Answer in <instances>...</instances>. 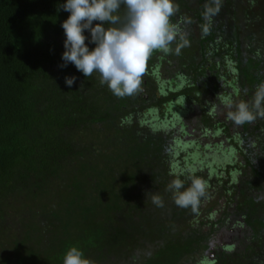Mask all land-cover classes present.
<instances>
[{
  "label": "trees",
  "instance_id": "16d2710c",
  "mask_svg": "<svg viewBox=\"0 0 264 264\" xmlns=\"http://www.w3.org/2000/svg\"><path fill=\"white\" fill-rule=\"evenodd\" d=\"M64 3L0 0V264H63L72 246L92 264H264V216L256 217L257 207L225 213L216 203L202 210L216 192L234 203L233 177H224L228 165L217 161L221 149L209 161L199 158L218 144L201 148L175 134L178 124L186 126L184 114L196 112L211 134L245 151L247 165L264 180V119L225 134L215 109L241 93L250 101L264 82V0H222L207 34L203 13L210 0H174L179 10L171 23L189 46L177 55L178 36L170 51H154L142 90L124 98L102 86L98 73L84 77L72 63L60 67L61 25L70 15L59 8ZM66 76L77 78L71 88ZM189 176L206 182L195 212L178 207L166 191L175 178L187 188ZM152 194L163 198V207L152 203ZM250 199L264 208L263 199ZM223 217L230 243L216 235Z\"/></svg>",
  "mask_w": 264,
  "mask_h": 264
},
{
  "label": "clouds",
  "instance_id": "9594fccd",
  "mask_svg": "<svg viewBox=\"0 0 264 264\" xmlns=\"http://www.w3.org/2000/svg\"><path fill=\"white\" fill-rule=\"evenodd\" d=\"M121 5L126 8L123 17L116 14ZM221 7L222 0H210L205 4V34ZM59 8L70 13L61 25L66 39L62 54L64 63L60 67L72 63L84 77L98 73L100 84L107 85L117 98L134 96L142 90V78L154 51H170V45L178 36L182 43L175 49L177 55L183 47L189 46L180 27L171 23V17L179 10L174 0H66ZM106 23L118 26L106 28ZM185 23L192 21L186 17ZM86 30L91 37L89 43L95 44L91 50L85 43L88 40L84 34ZM76 79L66 76L65 83L71 88ZM226 107L229 110L225 118L236 125L264 119V82L256 86L250 101L229 102ZM188 179L187 188L184 180L175 178L166 191L172 193L178 207H190L195 212L205 196L206 182L192 176ZM150 193H146L147 198ZM151 201L157 207L164 206L159 194H152ZM63 264H92V261L84 257L82 250L72 246Z\"/></svg>",
  "mask_w": 264,
  "mask_h": 264
},
{
  "label": "flooded vegetation",
  "instance_id": "af4514ba",
  "mask_svg": "<svg viewBox=\"0 0 264 264\" xmlns=\"http://www.w3.org/2000/svg\"><path fill=\"white\" fill-rule=\"evenodd\" d=\"M224 90H227V89H224ZM169 93H173V91H171ZM219 95H220V93H219ZM173 98H174L173 101L177 104L179 102H176V101L180 100V98H182V97L179 96V94H178V95H176ZM234 98L236 99V95L234 96ZM168 102H172V100H170ZM229 102H230V100L229 101L218 102L217 104H215V109L219 110V111H217V115L219 116V118L221 116L224 117L226 115V112L229 110L226 107V105ZM183 106L184 105H180L178 107L181 108ZM178 107L175 106L176 111L179 109ZM220 107L222 108L221 110L219 109ZM158 114H160V112H158ZM165 114H167V113H165ZM165 114L161 115V116L162 117H166V118H170V116L165 115ZM184 115L187 117V120L185 121L186 126H184L183 129H182L181 126L180 127L178 126L180 124L177 123L178 125H177L176 129H178V130H176V133H175V134H178L180 141H182V142H188V141L197 142L198 141L197 143L200 144V142L205 143L206 141H209V139H210L213 143H216V144L222 142L221 140H223V139L220 138V137H217L214 132H213V134H211L212 132H211L210 128L206 127L205 124H203L199 119L196 120V123L194 121H192V125H191L190 118L188 119V116H187L188 114H184ZM182 116H183V114H182ZM154 122H156V120ZM236 126H233V127L230 128V131H231L230 134L234 133V135H236L237 131H241V129H242L241 125L237 126L238 129L234 128ZM168 129L172 130V129H175V128L171 127V128H168ZM182 133H184V134H182ZM241 142L242 141H237L236 142V145L238 146V148L241 147V145H242ZM201 146L203 147L202 144H201ZM226 147H223V149L220 150V152H219V161H225L226 158H228V154L229 153H234L235 157H234V160L231 161V163L228 164V166L226 168H221L220 173H222L224 177L226 175L227 179L230 178V177H233V181L229 185V187L232 186V185H234V186H233V188L231 187V189L228 191V194H229V196H231V194H233V193H235V194L233 196L234 203H232L231 206L227 205L226 200L224 198H223V202L220 203V204L222 206V209L225 211V213L236 212L238 207L244 213L246 210H248V208H250V206L248 204V199H249V197L253 196V194H252L254 192L253 187L256 186L255 192L261 193L263 190L261 192L258 190V188L262 189V185L260 186L259 183L262 182L264 184V180L263 179L262 180L258 179V175L256 173L252 172L251 165H247V161H246L247 159H245V157H244V154L246 155L245 151L242 152L241 149L238 150L234 146H227V144H226ZM196 148L198 150L200 148V146H197ZM224 153H226V154L223 155ZM252 156H253L252 152L250 154H248V156H247L250 159L249 163H251V164H252V161L254 160L252 158ZM209 160L210 159H204L203 161H209ZM256 160L257 159H255V161ZM261 164H262L261 166L264 169V159L261 161ZM250 173L254 174L255 176L254 175L253 176L250 175ZM263 173L264 172H261V174L264 177ZM261 174L259 172V175H261ZM249 176H250V178H252V181H249L247 179ZM248 184H250L252 187H250V185H248ZM243 192H245V193H243ZM254 199L257 201V203H259V201L262 200V199L264 200V192H262L257 197H254ZM223 210H220L221 211L220 214L223 213ZM223 219L225 221V217H223ZM226 221H227V223L229 222L228 218H227ZM228 225L230 226V223H228ZM222 237L223 236H221V235L218 236V240L219 241L222 240Z\"/></svg>",
  "mask_w": 264,
  "mask_h": 264
},
{
  "label": "rangeland",
  "instance_id": "374dc122",
  "mask_svg": "<svg viewBox=\"0 0 264 264\" xmlns=\"http://www.w3.org/2000/svg\"><path fill=\"white\" fill-rule=\"evenodd\" d=\"M192 4L193 5H195L196 3L195 2H192ZM124 8V12H125V6L123 7ZM194 31V33L196 32V30H193ZM186 57H188V54H186L185 55ZM220 86L221 85H223V89H227V90H229V87L228 88H226V86L223 84V82L221 83V84H219ZM220 93H222V91L220 92ZM241 96H242V93H241V95H237L236 96V99L234 98V97H232L231 96V99H230V102H238V101H242L241 100ZM246 98V97H245ZM220 110L222 109L221 107L219 108ZM219 111V110H218ZM188 119L190 118V122H191V125H192V121H194L195 123H196V120H197V116H198V114L196 113V112H191V113H188ZM220 119L222 120L221 121V124L223 125V127H224V130H223V132L225 133V130H226V128H228V130H229V128H231V127H233V126H236V124L234 123V122H231V121H229V120H227L225 117H220ZM227 123V124H226ZM238 126V125H237ZM237 126L236 127H234V128H237ZM222 127V126H221ZM238 129V128H237ZM226 134V133H225ZM196 136V135H195ZM187 139V138H186ZM207 139V138H206ZM221 140V139H220ZM198 142V141H197ZM200 144H202L203 146H205V145H207V144H211V145H213V142L209 139V141H206L205 143H203V142H200ZM210 145V146H211ZM228 146V145H227ZM223 147H226V144L222 141L221 143H218V146L217 147H215V148H213V149H210V148H208L209 150H206L205 149V152L202 154V155H200L199 156V158H201L202 156H203V158L204 159H209L208 157H211L212 155H211V153L213 152V151H217L218 149H223ZM203 148V147H202ZM201 148H199L198 150H200ZM210 153V154H206V153ZM217 154H219V152L217 153ZM226 153H224L223 155H225ZM234 157H235V155H234V153H229L228 154V158H226V160L225 161H220V163L219 164H225V165H228V164H230L231 163V161H233L234 160ZM217 161H219V157H217ZM199 165V164H198ZM197 165V166H198ZM200 165H202L201 163H200ZM223 167H225V166H223ZM211 172H213L212 174H214L215 173V175L218 177L219 176V174H218V172H214L213 170L211 171ZM250 175H252L253 176V174L252 173H250ZM249 181H252V178H250V176L247 178ZM260 184V186L262 185V189H259L258 188V190L261 192L262 190V192H264V184L261 182V183H259ZM248 185H250V184H248ZM250 187H252L251 185H250ZM249 187V188H250ZM218 189H219V191H220V188L219 187H217ZM255 189H256V186L255 187H253V190H254V192L252 193L253 194V196H251V197H249V199L250 198H254V197H257L258 195H260L261 193H257V192H255ZM232 195V194H231ZM251 200V199H250ZM223 202V198H222V196H221V194L219 193V192H216V193H214L213 195H211V196H209V198H208V200L207 201H205L204 203H203V206H202V210H203V212H206V211H208V209L210 208H212L216 203H222ZM248 204H249V206L251 207V209H253L254 211H255V209H256V207H257V209H256V211H255V215H256V217H261V216H264V208H258V206H256L255 204L254 205H252L249 201H248ZM252 210V211H253ZM202 215H203V218H205L207 215H208V213H206V214H203L202 213ZM227 224V222H225V221H223L222 223H221V226H219L218 227V229H217V231H216V235L217 236H223V240H225L224 242H231L230 240H231V238L232 237H228L229 236V234L230 233H228V232H226V230L225 229H223V228H225L224 226H227L226 225ZM223 231V232H222ZM225 233V234H224ZM118 264H120V263H118Z\"/></svg>",
  "mask_w": 264,
  "mask_h": 264
}]
</instances>
